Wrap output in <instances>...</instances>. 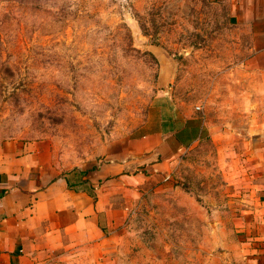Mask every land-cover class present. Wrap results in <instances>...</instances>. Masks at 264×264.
I'll return each mask as SVG.
<instances>
[{"label":"rangeland","instance_id":"rangeland-1","mask_svg":"<svg viewBox=\"0 0 264 264\" xmlns=\"http://www.w3.org/2000/svg\"><path fill=\"white\" fill-rule=\"evenodd\" d=\"M254 43L223 0H0V143H41L89 195L92 171L127 165L99 184L119 264H240L256 172L235 149L264 94ZM192 124L197 142L144 168L145 136Z\"/></svg>","mask_w":264,"mask_h":264},{"label":"crops","instance_id":"crops-1","mask_svg":"<svg viewBox=\"0 0 264 264\" xmlns=\"http://www.w3.org/2000/svg\"><path fill=\"white\" fill-rule=\"evenodd\" d=\"M223 1L238 24L252 28L257 48L255 70L264 77V0ZM261 87L259 83L256 88ZM253 103L263 107L255 106L250 112L235 149L238 167H252L256 172L254 192L248 197L251 200L242 209L250 219L240 225L246 236L243 252L247 254L240 264H264V94ZM190 129L196 130L190 146L200 139V126L145 136L142 140L149 146L143 153L153 158L144 168L161 172L164 163L154 161L171 154L174 159L179 156L187 146L174 134ZM226 145L222 150L230 152L232 146ZM123 164L104 163L92 171L88 179L96 186L89 195L56 171L45 159L41 143L1 142L0 264H119L117 242L107 238L112 233L111 214L115 210L106 206L99 184L123 175L127 166Z\"/></svg>","mask_w":264,"mask_h":264},{"label":"trees","instance_id":"trees-1","mask_svg":"<svg viewBox=\"0 0 264 264\" xmlns=\"http://www.w3.org/2000/svg\"><path fill=\"white\" fill-rule=\"evenodd\" d=\"M195 133V129H190L183 132H176L174 136L176 140L179 141L182 145L187 146L191 142V140L195 138Z\"/></svg>","mask_w":264,"mask_h":264}]
</instances>
